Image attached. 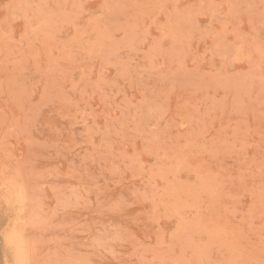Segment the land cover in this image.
<instances>
[{
	"label": "rangeland",
	"instance_id": "374dc122",
	"mask_svg": "<svg viewBox=\"0 0 264 264\" xmlns=\"http://www.w3.org/2000/svg\"><path fill=\"white\" fill-rule=\"evenodd\" d=\"M0 264H264V0H0Z\"/></svg>",
	"mask_w": 264,
	"mask_h": 264
},
{
	"label": "snow or ice",
	"instance_id": "6c2138e0",
	"mask_svg": "<svg viewBox=\"0 0 264 264\" xmlns=\"http://www.w3.org/2000/svg\"><path fill=\"white\" fill-rule=\"evenodd\" d=\"M11 242V241H10Z\"/></svg>",
	"mask_w": 264,
	"mask_h": 264
}]
</instances>
